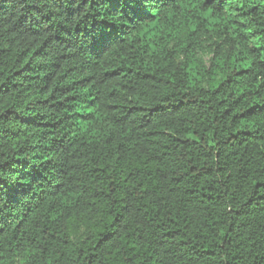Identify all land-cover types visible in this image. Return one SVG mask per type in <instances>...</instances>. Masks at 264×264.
<instances>
[{
	"label": "trees",
	"instance_id": "trees-1",
	"mask_svg": "<svg viewBox=\"0 0 264 264\" xmlns=\"http://www.w3.org/2000/svg\"><path fill=\"white\" fill-rule=\"evenodd\" d=\"M0 264H264V0H0Z\"/></svg>",
	"mask_w": 264,
	"mask_h": 264
}]
</instances>
